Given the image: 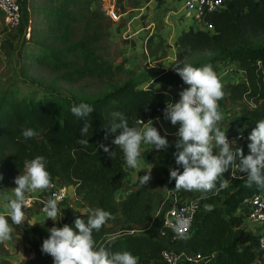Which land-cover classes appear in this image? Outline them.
<instances>
[{
	"label": "trees",
	"instance_id": "16d2710c",
	"mask_svg": "<svg viewBox=\"0 0 264 264\" xmlns=\"http://www.w3.org/2000/svg\"><path fill=\"white\" fill-rule=\"evenodd\" d=\"M44 2L40 7L45 18L44 30L38 39L32 35L21 40L15 51L17 59L27 56L33 64L45 66L57 78L70 82L87 77L102 79L124 70L122 64L114 66L100 54L101 42L109 37L112 24L100 7V0ZM203 20L213 29L183 30L174 42L177 59L166 72L128 75L95 96H70L53 89H43L40 94L37 90L24 93L16 81L0 86V174L5 186L13 190L14 178L24 172V160L41 155L46 159L53 185L41 191L42 195L49 196L60 182L72 189L80 202L81 209L66 210L57 227L73 226L76 217L84 218L80 212L85 207H100L111 214L119 212L135 226L152 219L160 199L151 188L139 186L129 192L126 201L115 200L126 163L122 151L112 144L115 134L109 133L104 138L103 127L115 119L113 113H123L130 127L142 128L139 121L144 122L157 106L166 102L155 84L175 85L179 75L172 68L177 63L195 67L211 64L214 70L235 63L237 76L223 90L225 96L219 103L228 100L232 118L245 126L247 134L259 119H264V0H228L223 9L204 13ZM81 102L94 109L86 118L91 123L86 136H80L84 121L70 111ZM25 127L42 131L41 138L25 139L22 136ZM248 143L246 140L241 146L245 155ZM100 144L108 146L115 155L110 158L98 147ZM174 144V140L169 141L163 154H173ZM229 181L228 187L218 192L189 193L188 201L198 206L197 220L181 245L202 253L206 257L202 264H264L256 261L252 249L255 233L245 226L243 205L245 198L264 188L248 187L242 178L231 177ZM162 212L155 227H138L135 228L138 232L126 236L109 239L104 225L93 233L97 246L112 252L129 251L140 258V264H164L161 252L170 245L156 236ZM52 226L48 222L28 225L35 253L20 264H53L52 257L41 252L47 229ZM0 264L13 263L0 255Z\"/></svg>",
	"mask_w": 264,
	"mask_h": 264
},
{
	"label": "clouds",
	"instance_id": "9594fccd",
	"mask_svg": "<svg viewBox=\"0 0 264 264\" xmlns=\"http://www.w3.org/2000/svg\"><path fill=\"white\" fill-rule=\"evenodd\" d=\"M187 86L179 91V99L166 101L163 117L177 127L173 153L179 169H169V180L175 181V191H196L202 194L228 187L230 181L222 179L231 169L232 179H245L248 187L264 188V119H259L247 136L248 154L238 147L236 140L229 142L226 130H221L223 116L218 101L224 98V85L211 64L195 67L190 63H177L172 68ZM167 95V93H164ZM92 106L85 102L73 105L71 113L84 121L80 136H86L91 123L87 117L93 112ZM114 120L105 129V139L109 133L115 134L112 144L118 147L125 163L137 168L141 155V145H151L153 149L166 150L169 141L160 135L151 120L142 128L130 127L123 113H113ZM118 133V134H117ZM38 133L30 128L22 129L25 139L35 138ZM83 142V141H81ZM112 158L115 153L109 147L98 145ZM44 156L37 155L23 162L24 172L14 178V198L6 203L8 216L16 225L24 222L22 210L24 195L28 191H47L52 185L51 174L46 167ZM152 169V168H151ZM151 169L139 177L141 185L148 184ZM182 169V171L180 170ZM244 176H237L236 173ZM2 178V177H0ZM211 211L210 206H206ZM46 219L53 222L47 229L48 236L43 239L41 252L52 257L53 264H138L137 257L129 251L112 252L104 246H97L94 232H99L111 218V213L100 207H85L81 213L84 218L76 217L73 226L64 224L57 227L63 218V211L57 199L45 201L42 209ZM190 221L178 220L175 228L177 235L186 238ZM12 228L8 219L0 215V243L11 240Z\"/></svg>",
	"mask_w": 264,
	"mask_h": 264
},
{
	"label": "crops",
	"instance_id": "0c3cea01",
	"mask_svg": "<svg viewBox=\"0 0 264 264\" xmlns=\"http://www.w3.org/2000/svg\"><path fill=\"white\" fill-rule=\"evenodd\" d=\"M29 1L30 0H19L22 13L26 8L29 10ZM140 3L138 2V8L130 7L129 9L119 10L117 12L119 20L112 21V27L109 29L110 38L113 41L121 40L122 46H124V49H122V61L124 62L123 65L127 59H132L130 62H134V64L139 67L138 71L135 72V65H127L125 69L131 75L142 71L155 72V69H153L154 67H152L153 65L150 64L152 60L150 58L147 59V62H149L147 67L143 64L142 59V63L139 61L138 55L145 53V51H142V41L147 40L151 35L150 29H153L154 27L151 17L154 16L156 12L161 16L163 14L161 10L164 8L167 9L165 11L166 15L163 18V23L161 26L162 30L160 32L162 33L161 38L168 40L170 43H172V45H174L176 38L183 30L188 29L189 27H192L193 29L200 28V26L196 24L193 13L184 8V0H144ZM141 17L143 20L140 19ZM146 20L147 22H144ZM227 66L218 67L214 70L224 85L223 90H225L228 84L237 76V70L234 69V65ZM166 71L167 70L165 69V71L162 72L164 73ZM152 79H154V77H152ZM155 85L162 94L165 101H177L178 91L175 85ZM164 93H167V95ZM218 105L219 111L223 116L222 122L219 125L221 130H226V133L242 130L245 131V126L232 118L233 112L228 100L224 99L223 102L221 104L218 103ZM153 126L157 128L160 135L166 136L168 141L176 140L175 131L177 127L172 126L169 121H166L163 115L160 117L158 122L153 123ZM140 152L141 155L138 158L137 168L133 169L125 164V176L121 187L115 193V200L117 203H122L126 201L127 195L131 190L136 189L139 186H146L151 188L159 195V209L152 219L148 220L141 226L133 225L119 212L112 213L111 218L105 224V233L109 239L136 233L138 232V229L135 228L138 227L145 229H149L151 227L153 228L156 226L159 212L161 213L163 210L171 207L172 205L182 204L188 202L189 200V191H175L172 189L175 186V181L169 180V169H179V166L175 163L173 154L164 155L162 150L157 151L153 149L151 145L144 144L141 145ZM150 169L152 177L151 181L146 185H141L139 182V177L144 175L145 172ZM180 170L182 171V169ZM230 173L231 169L229 173L224 174L222 179L230 180ZM0 177H2L1 174ZM66 190L68 199L58 203L63 213L66 210H80V202L75 197L73 190L67 187ZM30 197L33 198L34 201L31 202ZM12 198H14L13 190L7 188L3 183V178H0V215L5 216L8 219V224H11L14 236L18 239V243L22 249L26 248V250H32L33 245L30 243L31 238L28 225L35 222L53 223L50 219H46V216L42 211L46 201V196L42 195L40 190L34 192L28 191L25 193L24 199L27 198L26 200L29 202L23 203L22 210L24 212L25 219L20 225L14 224L11 218L8 216L6 203ZM61 220L62 218L57 222V226L61 224ZM128 231H133V233H128ZM137 260L138 264H140L139 257H137Z\"/></svg>",
	"mask_w": 264,
	"mask_h": 264
},
{
	"label": "rangeland",
	"instance_id": "374dc122",
	"mask_svg": "<svg viewBox=\"0 0 264 264\" xmlns=\"http://www.w3.org/2000/svg\"><path fill=\"white\" fill-rule=\"evenodd\" d=\"M100 1L101 8L107 5L109 1H113L117 13L119 10L129 9L130 7L138 8V2L140 3L144 0ZM44 4V0H30L28 4L29 10L26 8L25 11H23L21 24L15 29H9L6 26L3 20V15L0 12V86L6 87L9 83L16 81L21 91L24 93L37 90L40 94L43 92L41 91L43 89H53L70 96L91 97L119 84L126 76L131 75L125 69L127 65H135V72L138 71L139 67L134 64V62H130L132 59H127L123 65L122 49H124V46H122V41H113L110 38V34L109 37L101 42L100 54L105 60L111 62L114 66L119 63L124 66L123 71L118 72L111 77L107 76L102 79L87 77L77 82H70L57 78V74L51 72L45 66L33 64L31 59L27 56L17 59L15 51L19 47L21 40L27 39L32 35L35 39H38L40 38V35L38 34H42L44 30L45 18L40 10V7ZM166 10L167 9L165 8L161 10V12H163L161 16L156 12L154 16L151 17L154 27L153 29H150L151 35L148 39L142 41V51H145V53L138 55L139 61L142 59L143 64L147 67L149 63L147 62V59L150 58L152 60L150 64L153 65L152 67H154L153 69H155V72H162L165 71V69L167 70L177 59L174 45L168 40L161 38L162 33L160 31L162 30L161 26L163 18L166 15ZM140 19L143 20L142 17ZM144 22H147V20ZM230 65H234V69H236L235 63ZM23 73L25 75H22ZM37 133V137L41 138L42 131H38ZM26 199L27 198H25L24 201ZM66 199H68L67 195L64 200ZM30 201H34L33 198H31ZM9 225L12 228L11 224ZM128 233L130 232L128 231ZM11 236V240L0 243V255L9 258L13 264H20L22 261L34 257L35 246L32 248L33 251L30 249L26 250V248L22 249L18 243V239L14 236L13 229Z\"/></svg>",
	"mask_w": 264,
	"mask_h": 264
},
{
	"label": "built area",
	"instance_id": "2783aa9c",
	"mask_svg": "<svg viewBox=\"0 0 264 264\" xmlns=\"http://www.w3.org/2000/svg\"><path fill=\"white\" fill-rule=\"evenodd\" d=\"M227 1L228 0H184V8L193 13L196 24L199 25L200 28L210 31L213 29V26L203 20V14L223 9ZM102 9L110 20H119L113 1H109ZM0 12L9 29H15L20 26L22 21V10L19 0H0ZM175 87L179 93L180 90L187 86L180 78H177ZM219 102L220 101H218V103ZM164 107L165 104L157 106L152 116L144 121L145 124L148 123L149 120L153 123L158 122L163 115ZM145 124H142V127ZM226 135L229 142L235 139L238 147H241L248 136L243 130L229 132L226 133ZM66 195L67 190L65 186L55 185V190L49 196H46V200L53 198L57 199L59 203L64 200ZM24 202L28 203L29 201L25 200ZM243 205L246 207L245 226L248 230L255 233V239L252 241V249L256 254V261L258 263H264V189L249 198H245L243 200ZM197 210V204L192 201L172 205L163 210L159 226L156 229V236L170 245V247L161 252L164 264H202L205 260L206 257L202 253L190 250L181 245L185 238L178 236L175 228L178 220L187 218L190 221V227L186 232L187 236L197 220ZM130 233H133V231H130Z\"/></svg>",
	"mask_w": 264,
	"mask_h": 264
}]
</instances>
